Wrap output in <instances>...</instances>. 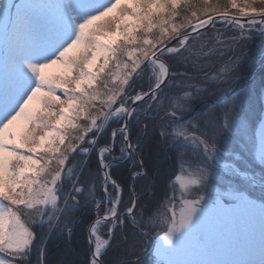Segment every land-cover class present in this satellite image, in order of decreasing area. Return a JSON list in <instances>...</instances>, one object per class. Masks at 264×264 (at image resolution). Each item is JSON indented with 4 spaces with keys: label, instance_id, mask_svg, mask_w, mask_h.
I'll list each match as a JSON object with an SVG mask.
<instances>
[{
    "label": "snow or ice",
    "instance_id": "obj_1",
    "mask_svg": "<svg viewBox=\"0 0 264 264\" xmlns=\"http://www.w3.org/2000/svg\"><path fill=\"white\" fill-rule=\"evenodd\" d=\"M206 34L207 50L189 46ZM210 55L219 107L184 120ZM254 62L264 68V0H0V264H264V76L229 91ZM122 164L127 201L112 175ZM136 181L163 190L151 215L137 211ZM53 233L67 243L51 262ZM114 245L126 255L109 259Z\"/></svg>",
    "mask_w": 264,
    "mask_h": 264
},
{
    "label": "trees",
    "instance_id": "obj_2",
    "mask_svg": "<svg viewBox=\"0 0 264 264\" xmlns=\"http://www.w3.org/2000/svg\"><path fill=\"white\" fill-rule=\"evenodd\" d=\"M221 33L223 36L230 35V33H224L223 29H220ZM207 32V31H206ZM212 34H206L204 37L198 40H190L189 41V46L190 47H195L199 48L201 41H206L207 45L205 50H207L208 47H211L212 44L214 43V40L211 38ZM221 37L223 39L224 37ZM204 68V71H197L193 73L196 77L195 83H197L199 86H201L203 89H205V92L203 95L197 97L193 102H192V109L187 110L183 113L184 120H194L196 119V116H200L204 112L212 111L213 109H216L219 107V105H213V104H203L199 106L201 103L209 101V100H214L217 98V95L220 91L221 85H218L212 81H207L205 78V72L211 74L215 70V66L222 63L220 58L216 55H210L209 57H201L199 61ZM170 66L172 68H175L178 72L184 71V68L176 65L173 61H168ZM212 68H214L212 70ZM217 69V68H216ZM252 69V70H251ZM188 71L192 72V68L188 67ZM264 76V68L260 66L259 62L255 63V66L253 68H248L246 67L245 64L242 63L241 65V79L237 80L234 84H232L230 89H236L239 90L240 87H246L250 82L255 81L257 84H259L261 77ZM227 87V86H224ZM165 93H168L169 97L171 96L170 93L168 92L167 89H165V92H162L161 95L164 96ZM180 93H178L175 96H179ZM171 102L170 99L165 100V104L168 105ZM150 115H154V113H151ZM163 115V113H161ZM159 123H160V117H156L155 121H149V128L151 129L153 126H155L156 131L149 133L150 137L155 135L158 137V132H159ZM115 126V125H113ZM135 131L133 132V138L135 139ZM171 131V129H169ZM110 134V130H109ZM108 137L105 136L104 140H106ZM104 140H101L100 143L103 144ZM154 141L149 139L145 142V147H144V153H145V163L148 164L149 167H151L150 159H149V152L153 151V146ZM119 151V143H117V154ZM175 153H170V156L174 157ZM89 167L95 171L97 167V160L95 154H93L90 158V164ZM171 171H174L176 174L179 171V165H175L170 169ZM112 175L115 179L121 181L125 185V195L124 199L127 201L128 199V186L133 183L131 179V170L128 164H122L117 168H114L112 170ZM175 176L172 178L174 179ZM102 183V180H101ZM136 193L139 197V203L137 205V211L140 212L141 209L143 210V213L145 216L151 215V213L155 210L157 201L162 200L163 198V190L162 189H157L156 195L151 196L150 194L147 193L146 189L144 188V182L142 181H136ZM99 196H102L101 193V188L98 189V198ZM77 216L81 222L77 223L74 233H73V244L77 245L80 244L83 241L84 235H85V229L88 223L93 221L96 218V211L94 207H89L86 209H83L80 213H77ZM106 229L101 228V233L105 232ZM128 234L130 235L131 229L130 227L126 230ZM117 235H120V232L118 230ZM102 238H106L103 237ZM67 243V237H59L55 233H53L51 239L48 240L47 246H48V259L51 262H54L58 256V251L59 249L63 248L65 244ZM121 254H125V249L123 246L117 248L115 245L109 249L108 251V258L113 259L120 257L122 258Z\"/></svg>",
    "mask_w": 264,
    "mask_h": 264
},
{
    "label": "rangeland",
    "instance_id": "obj_3",
    "mask_svg": "<svg viewBox=\"0 0 264 264\" xmlns=\"http://www.w3.org/2000/svg\"><path fill=\"white\" fill-rule=\"evenodd\" d=\"M218 26V25H217ZM224 37V36H223ZM260 46H261V39L259 38V37H256L254 40H252V41H247V42H245L242 46H241V48L245 51V53H248L249 51H251V52H253V53H256L257 51H258V49L260 48ZM255 63L256 62H254L253 64H247V63H243V64H245L246 65V67H248L249 69L250 68H253V66H255ZM221 64V63H220ZM220 64H218V65H216L214 68H215V70L212 72V73H214L218 68H219V66H220ZM214 68H212V70L214 69ZM217 68V69H216ZM58 69H57V67L56 66H53V68L52 69H48V70H46V71H49V72H56ZM252 70V69H251ZM211 73V74H212ZM232 89H230L229 91H231ZM170 93V95L171 96H175V95H177L178 93H179V91H177L176 89H172L171 90V92H169ZM170 96V97H171ZM216 109H218V108H216ZM196 118H197V116H196ZM191 155V154H190ZM179 171H180V169H179ZM179 171L177 172V174H179ZM174 179H175V177H174ZM173 179V180H174Z\"/></svg>",
    "mask_w": 264,
    "mask_h": 264
},
{
    "label": "water",
    "instance_id": "obj_4",
    "mask_svg": "<svg viewBox=\"0 0 264 264\" xmlns=\"http://www.w3.org/2000/svg\"><path fill=\"white\" fill-rule=\"evenodd\" d=\"M204 31H206V30H204ZM193 35H195V34H193ZM213 103H216V101H213ZM102 193H103V191H102Z\"/></svg>",
    "mask_w": 264,
    "mask_h": 264
}]
</instances>
